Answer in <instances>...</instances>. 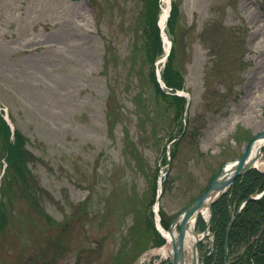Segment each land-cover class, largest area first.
<instances>
[{"label": "rangeland", "instance_id": "374dc122", "mask_svg": "<svg viewBox=\"0 0 264 264\" xmlns=\"http://www.w3.org/2000/svg\"><path fill=\"white\" fill-rule=\"evenodd\" d=\"M93 4L0 0V264H151L159 190L165 229L264 130V0H176L151 67L145 1ZM167 42L174 90L162 79ZM12 127L25 163L7 152ZM224 240L223 264L245 258L246 244L228 252Z\"/></svg>", "mask_w": 264, "mask_h": 264}, {"label": "trees", "instance_id": "16d2710c", "mask_svg": "<svg viewBox=\"0 0 264 264\" xmlns=\"http://www.w3.org/2000/svg\"><path fill=\"white\" fill-rule=\"evenodd\" d=\"M90 2H94L95 0H89ZM145 5L150 7L149 16L146 17V24L143 26V46H142V54H143V63L146 65L148 64L150 67L153 61L159 56L161 52L160 46V39H159V29L157 26V5L158 0H144ZM93 4V6H94ZM152 6V7H151ZM178 18V7L176 4V0L171 3V10L167 20V28L169 33L174 32V28ZM159 48V49H158ZM158 49V50H157ZM174 55L173 46H171L170 53L167 57L165 69L162 74V79L165 82L166 86L174 90L177 88L174 86L170 81V72H174L172 63V58ZM106 66V64H105ZM179 79L181 78L179 73L176 71ZM150 81H153L154 88L156 89L157 93L161 96H167L163 90H160L158 84L155 81L153 69L149 70ZM185 99V97L180 96ZM172 99H179L178 96H172ZM11 122L12 117L9 115ZM8 131H10L8 125L3 119V123ZM10 133V132H9ZM9 133H6V137H4V142L6 144V149L8 154L10 155L13 162L17 164L20 160L25 163L26 159L29 160L28 151L26 150V145L24 141V137L15 127L13 130V137L14 141L11 143L8 139ZM9 155H6V163L8 172L10 167ZM173 157V156H172ZM12 162V161H11ZM13 165V164H12ZM24 171L26 172V176L28 179L32 181L33 176L29 169L24 167ZM19 174H22L19 171ZM28 187L31 188V195L32 200L36 203L37 201L33 198L32 192L34 191L35 185L29 183ZM27 187V188H28ZM264 189V174L259 173L256 170H250L245 173L243 176L238 177L234 180L233 184L225 193L222 195L212 206V217L210 223V230L213 233L214 241V249L216 251L219 250L220 258L217 259L216 254H212L206 258V263L204 264H223V238L225 233V228L227 223L230 220L231 213L228 208L229 206L237 207V205L248 198V196L252 195L253 193H259L261 190ZM31 199V198H30ZM1 207L5 208V203L1 200ZM2 209H0V214ZM161 211V209L159 210ZM0 224H2V220L5 221V217H1L0 215ZM198 227L201 229L204 227V222L199 218L198 219ZM161 223L164 226L163 219L161 217ZM158 234V233H157ZM257 234H259L257 236ZM257 238H256V237ZM251 237H255L253 241H250ZM159 241L157 242V246L162 245L164 243L163 238L158 234ZM247 245V251L244 253L245 258H239L232 264H250V260L254 264H264V196L258 200H249L245 203L243 209L236 217V219L232 223V227L230 229L228 235V252L230 250L235 252L237 249L241 248L242 245Z\"/></svg>", "mask_w": 264, "mask_h": 264}, {"label": "water", "instance_id": "95a60500", "mask_svg": "<svg viewBox=\"0 0 264 264\" xmlns=\"http://www.w3.org/2000/svg\"><path fill=\"white\" fill-rule=\"evenodd\" d=\"M168 53H169V50L167 49V51L165 52V55L167 56ZM156 75H157V81L163 87L164 85L160 80L159 73L157 72ZM258 141H261V144L264 141V130L256 134L247 143L246 148L244 149V151L239 157L225 162L219 168V170L215 173V175L212 177L206 190L172 219V221L170 222L167 228V234L169 235V237L166 239L165 245L168 250L169 259H168V262L165 264H188V261L190 259L193 260L192 263L197 260L196 241L192 243L189 250L185 247V236L189 228V222L191 221V218L193 217L196 211H199L202 208H207L208 209V220L206 223V227L209 226V221L211 217V206L214 203V201H216L222 194L225 193V191L228 189V187L233 183V181L237 177L244 175L250 169H255L251 167V165L257 159H259L261 150L264 148V145H259L256 149V152L254 154L252 153V146L254 145L255 142L257 143ZM261 157H262V154H261ZM227 165H234V168L231 170L232 174L230 176H225L226 173H228L226 171ZM255 170L264 173V171H260L258 169H255ZM225 183H228L227 188L224 190H221L220 188L221 185ZM261 196H262L261 194L257 196H249L246 200L242 202L241 206L236 210L235 214L232 216L225 230L224 250L226 249V244H227V241H226L227 236H228L227 234L229 233V230H230V227L232 226L233 221L235 220L236 216L239 214V211L242 205L246 201L257 200ZM176 226H177V231L174 232L173 230L176 228ZM158 230L162 233L160 228H158ZM197 232L198 231H194L193 236H196ZM204 234H205V231H204ZM224 264H227V262H225Z\"/></svg>", "mask_w": 264, "mask_h": 264}, {"label": "bare ground", "instance_id": "6f19581e", "mask_svg": "<svg viewBox=\"0 0 264 264\" xmlns=\"http://www.w3.org/2000/svg\"><path fill=\"white\" fill-rule=\"evenodd\" d=\"M171 0H161V7H160V12H159V15H158V24H159V26H160V28L162 29V31H163V37H164V40L165 41H168L167 40V38L165 37V34H164V28H165V25H166V22H167V18H168V14H169V2H170ZM167 46H168V42L165 44V51L167 50ZM258 143V144H257ZM255 142L254 143V145L252 146V153L254 154L255 152H256V149H257V147L259 146V145H264V141L262 142V144H261V141H258V142ZM251 167H253V168H255V169H258V170H260V171H264V159L261 157V154H260V156H259V159H257L252 165H251ZM234 168V165H227L226 166V171L228 172V173H226V175L225 176H230L231 174H232V169ZM231 171V172H230ZM227 186H228V183H225V184H223V185H221V190H224V189H226L227 188ZM199 218H203L204 220H208V209L207 208H202L201 210H199V211H196L195 213H194V215H193V217L191 218V221L189 222V228H188V230H187V232H186V236H185V246L187 247H190V245L194 242V241H196V242H198V241H200L201 240V238H200V236L201 235H196V236H193V232L195 231L194 229H192V228H197V225H198V219ZM196 220H198L196 223H195V221ZM202 220V219H201ZM203 221V220H202ZM204 223H207V221L205 222V221H203ZM195 223V224H194ZM155 225L156 226H158V228H159V223H158V221H157V218L155 219ZM208 228L206 229V231H205V234L206 235H208ZM173 231H175V230H173ZM164 235H165V237L166 238H168L169 237V235L164 231ZM153 253H160L161 255H166V253H167V251H166V249L165 248H163V249H156V250H154V251H152ZM151 252V253H152ZM144 260V258L143 259H141V261H143ZM192 261L193 260H189V264H200V262H199V260H198V255H197V260L196 261H194L193 263H192Z\"/></svg>", "mask_w": 264, "mask_h": 264}]
</instances>
